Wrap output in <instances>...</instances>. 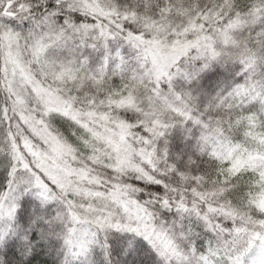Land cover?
I'll return each mask as SVG.
<instances>
[{"label":"snow or ice","instance_id":"snow-or-ice-1","mask_svg":"<svg viewBox=\"0 0 264 264\" xmlns=\"http://www.w3.org/2000/svg\"><path fill=\"white\" fill-rule=\"evenodd\" d=\"M0 264H264V0H0Z\"/></svg>","mask_w":264,"mask_h":264}]
</instances>
